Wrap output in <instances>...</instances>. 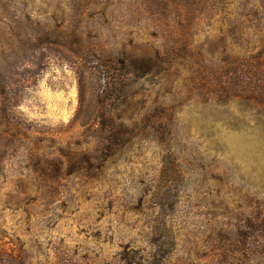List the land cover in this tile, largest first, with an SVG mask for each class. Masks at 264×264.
Returning a JSON list of instances; mask_svg holds the SVG:
<instances>
[{
  "label": "rangeland",
  "instance_id": "374dc122",
  "mask_svg": "<svg viewBox=\"0 0 264 264\" xmlns=\"http://www.w3.org/2000/svg\"><path fill=\"white\" fill-rule=\"evenodd\" d=\"M248 76L264 0H0V264H264Z\"/></svg>",
  "mask_w": 264,
  "mask_h": 264
},
{
  "label": "trees",
  "instance_id": "16d2710c",
  "mask_svg": "<svg viewBox=\"0 0 264 264\" xmlns=\"http://www.w3.org/2000/svg\"><path fill=\"white\" fill-rule=\"evenodd\" d=\"M125 57H119L118 59V63L121 65V67L124 69L129 68L130 66L134 69V70H140L146 73H149L152 71L153 67L156 66V61L152 60L149 57H140L136 60L131 59L130 57L124 55ZM253 60H255V56L252 57ZM252 74V73H251ZM253 80L250 76H248V85H246L245 90H246V94L248 95V97L250 99H252V101H256L259 102L260 105L264 106V89L262 90L263 93H260L257 91V84L256 83H250L249 81ZM108 83V79H105L104 84ZM262 86V85H261ZM82 85H80L79 83V99H82ZM259 88V87H258ZM257 98V99H256ZM117 120L119 121L118 123L124 124L123 121H128L129 118L127 117H122V115H119L117 117ZM112 127V125H110ZM112 130V128H110L108 130V132L110 133Z\"/></svg>",
  "mask_w": 264,
  "mask_h": 264
}]
</instances>
